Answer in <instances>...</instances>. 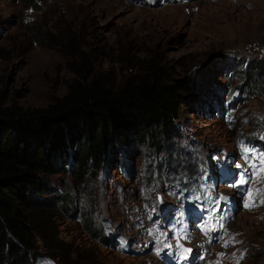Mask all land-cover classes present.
<instances>
[{
  "label": "rangeland",
  "instance_id": "obj_1",
  "mask_svg": "<svg viewBox=\"0 0 264 264\" xmlns=\"http://www.w3.org/2000/svg\"><path fill=\"white\" fill-rule=\"evenodd\" d=\"M72 35L116 87L154 54L170 78L188 77L193 88L183 92L182 134L165 151L116 153L94 181L92 168L83 180L46 176L67 191L76 216L86 211L110 238L98 242L59 212L61 237L82 248L84 264L173 263L164 255L181 264H264V81L254 93L235 72L243 58L264 61V0H0V102L32 109L61 96L74 73L56 42ZM241 174L250 181L245 194L233 187ZM199 210L208 212L204 229L187 217Z\"/></svg>",
  "mask_w": 264,
  "mask_h": 264
},
{
  "label": "trees",
  "instance_id": "obj_2",
  "mask_svg": "<svg viewBox=\"0 0 264 264\" xmlns=\"http://www.w3.org/2000/svg\"><path fill=\"white\" fill-rule=\"evenodd\" d=\"M78 38L56 42L72 58L67 66L74 73L61 96L32 109L0 102V264H35L38 243L61 264L88 262L82 248L61 237L57 213L77 217L98 242L110 237L86 211L76 216L67 191L58 193L46 176L68 173L83 180L92 168L94 181L116 153L127 154L134 146L163 152L165 142L182 134L180 117L188 101L183 92L193 88L188 77L170 78L153 54L116 87L95 72ZM241 61L235 72L244 77L246 90L256 93L264 81V61Z\"/></svg>",
  "mask_w": 264,
  "mask_h": 264
},
{
  "label": "snow or ice",
  "instance_id": "obj_3",
  "mask_svg": "<svg viewBox=\"0 0 264 264\" xmlns=\"http://www.w3.org/2000/svg\"><path fill=\"white\" fill-rule=\"evenodd\" d=\"M245 151H247V149H245ZM248 158H249L248 156L245 157V159H248ZM260 172H264V155H261V157H260V168L258 169V173L257 174H259ZM248 182H250V181L245 179V175L241 174L240 180H239V184H244V183H248ZM233 186H239V185H233ZM249 196H250V202L245 204V207H251L252 206V204H251V196H252V194L249 193ZM222 226L223 225H221V227ZM227 246L228 245L226 243L225 247H227ZM184 251L191 252V249H185Z\"/></svg>",
  "mask_w": 264,
  "mask_h": 264
},
{
  "label": "water",
  "instance_id": "obj_4",
  "mask_svg": "<svg viewBox=\"0 0 264 264\" xmlns=\"http://www.w3.org/2000/svg\"><path fill=\"white\" fill-rule=\"evenodd\" d=\"M35 264H55V263L49 256L41 253H37L35 255Z\"/></svg>",
  "mask_w": 264,
  "mask_h": 264
},
{
  "label": "bare ground",
  "instance_id": "obj_5",
  "mask_svg": "<svg viewBox=\"0 0 264 264\" xmlns=\"http://www.w3.org/2000/svg\"><path fill=\"white\" fill-rule=\"evenodd\" d=\"M229 216H232V214H230ZM192 217H193V216H192ZM192 217H191V218H192ZM202 247H203L202 244H200V248H202Z\"/></svg>",
  "mask_w": 264,
  "mask_h": 264
}]
</instances>
